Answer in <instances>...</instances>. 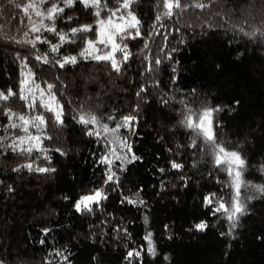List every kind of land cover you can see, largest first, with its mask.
Instances as JSON below:
<instances>
[{
  "label": "trees",
  "instance_id": "trees-1",
  "mask_svg": "<svg viewBox=\"0 0 264 264\" xmlns=\"http://www.w3.org/2000/svg\"><path fill=\"white\" fill-rule=\"evenodd\" d=\"M23 2L0 0V88H11L18 93L24 69L17 55L27 57L28 67L37 80L56 84L53 91L64 105L65 115L64 126L58 128L51 122L52 114L45 110L49 120L48 134L52 139H45L43 147L48 149L46 154L50 161L35 150L27 155L13 153L8 148L0 149V181H3L0 183V260L4 264H18L16 250L28 264H68L58 252L71 253V264H129L125 258L127 252L143 246V264H264V194L248 193L246 212L240 216L237 227L230 236L221 235L228 232L229 224L223 213L211 214L204 198L216 193L228 200L232 193L231 188L225 186L229 178L222 166L214 164L208 148L199 138L195 148L189 146L193 133L179 123L183 105L178 101L182 97L193 109L203 104L219 106L221 111L215 114L219 124L215 129L218 141L225 147L241 151L248 161L249 181L264 185V54L261 52L264 35L259 31L254 36L244 34L264 30V19L251 20L243 16V9L250 4L248 0H216L210 8H188L178 18L165 20L166 28L157 25L161 35L153 34L151 40L147 36L149 32L154 33L151 25L160 10L159 0H138L133 10L143 21L144 36L125 41L134 55L123 65L119 75L107 63L93 60H80L63 69L36 61V54L48 53L50 61H55L64 54L78 52L83 46L82 36H95L96 18L91 9L79 3L71 9L66 8L64 16H73V20L68 23L57 19V30L88 23L93 24V31L81 33L75 43L61 47L59 54L52 53L48 44L40 43L37 52L30 45L11 39L14 36L20 40L28 31ZM18 3L20 8L16 6ZM230 4L237 5L233 12L227 7ZM107 5L113 8L117 2L107 0ZM254 8L259 15L263 14L259 6ZM221 11L223 16L216 15ZM177 28L179 31L175 30ZM42 35L49 41L57 39L53 33L43 32ZM146 41L149 48L141 51ZM173 48L176 51L172 52ZM169 52L171 59H164ZM157 56L161 64L157 66L154 79L159 81L160 90L175 96V101L167 105L160 102L158 90L148 83L152 74L146 67L149 60L154 61ZM93 70L100 79L104 75L126 81L128 91L114 98L99 96L97 81L84 94L82 74ZM61 82L67 87H62ZM141 84L148 88L141 94L143 99L135 95ZM81 103L104 122H108V114L119 119L139 103V112L133 113L139 118L135 134L125 129L124 132L129 136L132 151L141 159L116 167L118 185L104 183L107 167L100 162L106 151L102 138L86 135L85 127L73 119ZM4 105L19 111L25 108V102L18 94L7 102H0V136L5 137L3 143L8 145L13 129L4 131L3 126L9 123L3 114ZM156 117L172 125L166 136L147 127ZM62 133L69 143L79 147L76 155L69 152ZM56 148L65 154L55 151ZM173 160L183 164V169H172L170 162ZM24 163L56 171L12 170ZM182 176L186 180H182ZM168 182L175 183L176 187L172 190ZM9 186L14 191H9ZM100 187L108 199L102 200L99 206L93 205L90 214L77 212L73 206L76 199ZM163 194L168 196L166 201L159 198ZM124 197L137 202L129 203ZM46 209L50 213L32 216ZM200 221H207L206 231L194 228ZM4 225H7L6 231ZM45 229L50 231L45 233ZM148 232L152 233L154 256L147 252L144 236ZM79 233L84 239L77 243ZM5 235L7 245L1 242ZM103 237L108 245L103 244ZM131 264H140V261L133 257Z\"/></svg>",
  "mask_w": 264,
  "mask_h": 264
},
{
  "label": "snow or ice",
  "instance_id": "snow-or-ice-1",
  "mask_svg": "<svg viewBox=\"0 0 264 264\" xmlns=\"http://www.w3.org/2000/svg\"><path fill=\"white\" fill-rule=\"evenodd\" d=\"M117 7L110 8L107 5V0H26L22 6V12L28 20V31L24 32L23 37L17 40L16 37H11V39L18 44L30 45L31 48L37 49V44H48L50 46V51L52 53L59 54L60 48L65 44H71L76 42V37L81 33H89L93 31V24H82L77 27H71L67 32L64 30H57L56 21L57 19H64L66 22L70 23L73 20V16H64L65 9H71L77 5V3L83 5L85 9H91V14L96 18L94 21L96 32L94 38H89L87 36H82V47L77 55H67L62 56L61 59L50 61L49 54H36L35 60L43 64H54L58 65L59 68L63 69L67 65H76L80 60H93L96 62H104L110 65L112 71L116 72L118 75L121 73L122 67L126 64L129 59L134 55V53L128 48L125 43L128 39H137L144 36L142 32L143 21L137 16L136 12L133 10V5H135L138 0H116ZM216 0H191V2H182V0H159L157 7L160 9L156 12L155 19L151 28L153 32H149L147 39L151 40L153 34L161 35L157 29V25L160 28H166L164 24L165 20H172L174 17H179L188 8H196L203 10L205 8L212 7V4ZM48 5L47 7H45ZM18 8L21 4L16 5ZM106 13V15H102ZM216 15L223 16L222 11L217 12ZM36 17L37 19H33ZM46 21L48 23H46ZM23 23V21H21ZM179 31V28L175 29ZM241 32H244L243 28H240ZM261 32L264 35V30L256 29L251 33H244L248 36H254L256 32ZM43 32L53 33L58 37V43H51L42 35ZM29 33L37 34L34 38H28ZM164 47L167 46V35L164 36ZM102 46V47H101ZM149 43L146 41L143 45V49H148ZM163 51V47L160 49ZM176 51L175 48L171 50ZM120 54L119 58L117 54ZM17 58L22 62V75L24 79L20 81V93L19 99L25 102V107L32 112V115L28 113H19L14 111L11 107L7 105L3 106V114L8 118L9 123L4 125V131L9 129L19 130L23 135L18 133H13L11 138V143L5 145L3 143L5 137L0 136V149L8 148L11 149L13 153L27 154L30 155L33 151H38L43 154L46 161H50V157L47 156L48 149L43 147V142L45 139L51 140L52 136L48 134L49 120L45 117L43 113H37V104L45 109L47 112L52 114L51 122L54 127L62 128L64 126V105L58 99L56 93L53 89L56 88L55 83H48L44 81L46 87L41 88L39 83H36L35 73L28 67L27 57H20L19 54ZM146 60L149 57H145ZM164 59H171V52L164 56ZM161 64V58L159 56L155 57L154 61L149 60V64L146 67V71L152 74V78L149 79L148 83L151 87L158 90V98L160 102L164 105L169 104L171 101H175V96H169L168 93L163 92L159 89V81L154 79L155 73L157 71V66ZM175 73V68L172 69ZM143 75V74H142ZM59 80V77H56ZM175 77L173 78L174 82ZM62 87H67L63 85ZM148 88L141 84L135 95L143 99L142 93H146ZM182 91V90H177ZM37 93L39 95H37ZM192 94H195V89L192 90ZM17 93L11 88L6 91L0 90V102H7L12 97H16ZM179 104L183 105L180 110L181 119L179 121L180 125L188 130H191L193 136L191 138L190 147L195 148L197 146V139L199 138L203 145L208 148L209 153L213 157V162L217 167H221L223 171L228 176V181L226 182V187L231 188L233 191L230 195L229 200H225L223 196H217L216 193H210L205 196L204 202L206 206H209L210 212L213 216L217 213H223L224 218L229 224V229L227 233H221V235H231L232 231L237 227V222L240 216L244 215L246 212V201L241 198L242 189H254L257 193L264 194V185H253L250 181L244 179L245 171L248 167V161L246 157L237 149H228L224 146L222 141H218L216 127L219 126L218 121L215 119V114L221 111L219 106L211 107L207 104H203L202 107L198 109H193L190 106V102H186L182 97ZM239 103V102H237ZM139 103H137L132 112L121 116L119 119L115 115L108 114L107 119L110 121H116L115 127H110L108 123H102V117L97 116L90 109L86 110L83 103H81L79 109H77V115L73 116L74 120L85 127V134L88 136H101V130L105 137H110L108 139L107 147L109 151L103 155L100 159L102 164L107 165L105 184L112 183L115 185L119 184V177L116 172L112 170L115 161H120L121 164L131 163L132 161L141 159L134 152H132V145L130 143L129 136H123L120 134L121 129H125L128 133L132 135L135 134L136 125L138 124V115L133 113L139 112ZM95 126L89 128V126ZM35 130V134L31 130ZM27 145V147H25ZM113 145H118L120 149H126V152L121 154L116 151ZM180 147V145H177ZM55 151L63 153L60 148H56ZM171 151V149H169ZM114 158V159H113ZM172 169H183L184 165L177 163L175 160L170 162ZM22 168L27 169L29 172H39V173H49L55 172V168L51 167H33V163H24L12 170L14 172H19ZM264 168V166H262ZM161 172L164 169H160ZM182 180H186V177L182 176ZM3 183V181H0ZM185 186H187L185 184ZM9 191H14V189L9 186ZM139 195L138 193L136 194ZM250 198V197H249ZM67 199V197H65ZM108 199L107 194L103 188H97L91 190L89 193L81 195L74 203V208L79 213H92L93 205L99 206L102 200ZM129 203H136L137 201L132 200L129 197H124ZM139 203H143L142 200ZM215 204V207H211ZM145 222H147V217H145ZM207 221H200L194 225L197 231L203 232L208 228ZM167 227V226H166ZM47 233L48 229L43 230ZM126 232L127 229H124ZM144 240L147 242V252L149 255H155V246L152 240V233L148 232L144 236ZM41 243H44L42 240ZM144 252V247L141 246L139 250H130L127 252L126 259L131 260L133 257L139 259L140 264H143L142 253ZM57 255L62 256L64 261L71 264L68 255H64L62 252H58ZM95 259V257H94ZM0 264H4L0 260ZM51 264V262H48Z\"/></svg>",
  "mask_w": 264,
  "mask_h": 264
},
{
  "label": "rangeland",
  "instance_id": "rangeland-1",
  "mask_svg": "<svg viewBox=\"0 0 264 264\" xmlns=\"http://www.w3.org/2000/svg\"><path fill=\"white\" fill-rule=\"evenodd\" d=\"M24 2H26V0H24ZM23 2V3H24ZM248 2L250 3L246 8H244L243 9V16H245L246 18H248V19H251V20H257V19H264V0H248ZM51 2H49V4H50ZM256 5L257 6H259L260 8V12H263V14H261V15H259V13L257 12V8H254V7H256ZM48 5H46L45 7H47ZM115 7H117V5L116 6H114L113 8H115ZM227 7L228 8H230L231 10H232V12L234 11V9L236 10V8H237V5L236 4H234V6H232L231 4L230 5H227ZM262 8V9H261ZM248 9H253V11L254 12H252V10H249L248 11ZM248 11V12H247ZM102 15H106V13H102ZM33 19H37L36 17H33ZM46 23H48L47 21H46ZM84 24H88V23H84ZM82 25V24H81ZM77 27V26H76ZM69 30V29H68ZM68 30H64L65 32H67ZM35 35H37V34H34V33H30V37L29 38H34V36ZM57 38V39H56ZM89 38H94V37H89ZM55 39L56 40H53V41H51V43H53V44H55V43H58V37L57 36H55ZM102 47V46H101ZM80 51V50H79ZM78 51V52H79ZM78 52H76V53H70V54H64L63 56H67V55H77L78 54ZM261 52L264 54V46H262V48H261ZM117 57L119 58V53L117 54ZM61 59V58H60ZM24 71V70H23ZM22 79H24V76L22 75L21 76V79H20V81L22 80ZM97 81H99V88H98V90H97V94H99V96L101 95V96H103V95H105V96H110V97H112V98H114L115 96H117V95H119L120 94V92H125V90H126V92L128 91V86H127V82L126 81H123V80H121V79H116V78H114V77H109V76H104V75H101V79L96 75V71L95 70H93L92 72H89V73H83L82 74V81H81V84H82V88H83V93L84 94H86V93H88V89H89V87H90V85H92L94 82H97ZM36 83H39L40 84V86H41V88H45L46 87V85H45V83H42V82H40L39 80H37L36 79ZM0 90H4V91H6L7 89H5V88H3V89H1L0 88ZM13 90V89H12ZM14 92H15V90H13ZM17 94L19 95V93H20V82H19V87H18V90H17ZM37 95H39L38 93H37ZM58 97V96H57ZM194 109H196V108H194ZM16 112H19V113H28L29 115H32L33 113L32 112H30L29 111V109H27L26 107L23 109V110H19V111H16ZM36 112L37 113H43L44 115H45V109H43V108H41L40 106H39V102H38V104H37V109H36ZM108 122H104V121H101L102 123H108L109 124V126L110 127H115V124H116V121L115 122H110L109 120H107ZM91 126V125H90ZM93 127H95V126H91V128H93ZM147 127L148 128H154L155 129V131L158 133V134H163V135H165L166 136V133H167V131H169L171 128H172V125H169V124H166V123H164L160 118H158V117H156L155 118V121L154 122H152V123H148L147 124ZM32 132H33V134H35V130L33 129V130H31ZM13 133H18L19 135H23V133L22 132H19V130H12V134H11V136L10 137H12V135H13ZM120 134L121 135H123V136H128V134H126L125 132H124V129H121L120 130ZM9 137V138H10ZM102 139V141L104 142V144H105V146H106V151L104 152V154L103 155H105L108 151H109V148L107 147V144H108V139H110V137H105L104 136V134H103V131L101 130V136H100ZM62 140L65 142V144L67 145V147H69V152H71L73 155H76L78 152H79V150H78V146L77 145H75V144H72V143H69L68 141H67V139L65 138V134L64 133H62ZM177 141V140H176ZM178 142V141H177ZM11 143V140L9 141V144ZM131 143V142H130ZM178 144V143H177ZM174 146L176 147V144L174 143ZM25 147H27V145H25ZM113 147H115L116 148V151L117 152H120L121 154H123V152H126L127 150L126 149H120V147L118 146V145H113ZM226 148H228V147H226ZM228 149H230V150H232L231 148H228ZM133 152V151H132ZM114 159V158H113ZM121 164V162L120 161H115V163H114V165H113V167H112V170L114 171V172H116V167L117 166H119ZM106 167H108L107 165H106ZM246 173H247V169H246V171H245V175H244V179L246 180V181H249V179L247 178V175H246ZM253 185H263L262 183H260V182H252V181H250ZM168 185H169V188H172V190L176 187V184L175 183H173L172 182V184L170 183V182H168ZM100 188H103V187H100ZM38 189V188H37ZM39 189H41V188H39ZM231 191H233L232 189H231ZM255 190L254 189H251V188H249V189H242V196H241V198L242 199H244L245 201H246V203H247V198H249L250 196L248 195V193H250V194H253V192H254ZM256 192V191H255ZM87 193H89V192H87ZM87 193H83V194H81V195H84V194H87ZM80 195V196H81ZM79 196V197H80ZM78 197V198H79ZM77 198V199H78ZM160 199H162V200H167L168 199V196L167 195H165V194H163V195H161L160 197H159ZM76 199V200H77ZM229 199H230V197H229ZM228 199V200H229ZM48 213H50L49 212V209H46V210H44V212H39V213H36V214H33L32 216L34 217V216H37V215H39V214H48ZM90 227H91V225H90ZM4 228H5V231L7 230V225H4ZM91 231V230H90ZM2 235H4V233L2 234ZM81 239L83 240L84 239V237H83V235L81 234V233H79V236L77 237V243L79 242L80 243V241H81ZM8 238L6 237V235L3 237V239L1 240V242L2 243H4L5 245H7L8 244ZM102 241H103V244H105V245H108V241H107V239L105 238V237H103L102 238ZM112 245H114V243L112 242ZM14 253H17L16 255H15V260L17 261V263L18 264H28L27 263V261L28 260H26L25 258H23V257H21L20 255H18V254H20L19 253V251H16V250H14Z\"/></svg>",
  "mask_w": 264,
  "mask_h": 264
}]
</instances>
